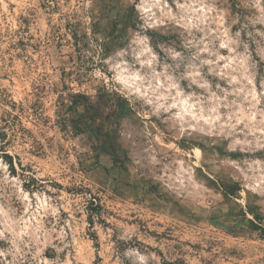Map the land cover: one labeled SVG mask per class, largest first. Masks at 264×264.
Listing matches in <instances>:
<instances>
[{"label": "rangeland", "instance_id": "374dc122", "mask_svg": "<svg viewBox=\"0 0 264 264\" xmlns=\"http://www.w3.org/2000/svg\"><path fill=\"white\" fill-rule=\"evenodd\" d=\"M0 131V264H264V0H0Z\"/></svg>", "mask_w": 264, "mask_h": 264}, {"label": "trees", "instance_id": "16d2710c", "mask_svg": "<svg viewBox=\"0 0 264 264\" xmlns=\"http://www.w3.org/2000/svg\"><path fill=\"white\" fill-rule=\"evenodd\" d=\"M74 44L76 45L77 48L81 47L84 42H81L79 37L74 34ZM0 141H5V133L0 131ZM2 160L8 165L10 168L11 172H16V166L13 162V156L8 154L7 152H3L2 154ZM18 166L22 169L23 165L21 163H18ZM232 191V190H231ZM96 201V198L93 197L92 200H90V205H93ZM97 207H92L90 208V212H88V219H89V224L90 226L93 225L94 222V216L100 215L101 212V206L99 204H96ZM262 235H264V229H262ZM94 237V236H93Z\"/></svg>", "mask_w": 264, "mask_h": 264}]
</instances>
